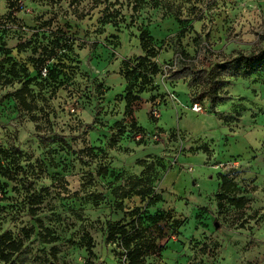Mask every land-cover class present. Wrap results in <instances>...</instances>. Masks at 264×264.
<instances>
[{
    "label": "rangeland",
    "instance_id": "obj_1",
    "mask_svg": "<svg viewBox=\"0 0 264 264\" xmlns=\"http://www.w3.org/2000/svg\"><path fill=\"white\" fill-rule=\"evenodd\" d=\"M144 1L134 9L137 0H0V72L4 64L2 74L14 64L20 71L12 84L0 73V143L25 153L23 166L35 177V191L49 189L38 219L59 238L46 243L37 229L21 264H125L104 232L108 220L123 223L126 212L136 208H146L149 216L165 214L172 225L169 230L165 223L156 228L146 222L165 250L145 264H264V69L233 78L225 88L227 99L213 109L201 102L202 112L190 108L198 86L166 76L176 44L195 55L197 35L227 56L250 53L260 38L264 43V0ZM108 13L112 23L102 24ZM176 15L189 22L181 24ZM57 30L72 38L73 46L48 63L56 67L55 78L45 82L33 67V46L49 43ZM143 31L153 38L158 55L152 62L161 72L130 110L127 94L136 95L141 80L126 79L124 70L146 56ZM85 41L96 45L92 53ZM30 42L32 48L20 47ZM24 69L38 106L32 115L14 98L27 81ZM138 134L154 138L137 140ZM86 148L94 149V156L79 154ZM35 162L43 165L38 177L29 168ZM232 163L238 165L224 168ZM100 167L108 168L98 179L107 195L97 203L100 191L88 175ZM225 173L248 200L245 211L218 208ZM131 177L151 179L161 202L148 207L132 195L124 213L115 211L113 191ZM27 195L24 183L0 174V237L36 227ZM85 234L94 241L92 256L81 242Z\"/></svg>",
    "mask_w": 264,
    "mask_h": 264
},
{
    "label": "trees",
    "instance_id": "obj_2",
    "mask_svg": "<svg viewBox=\"0 0 264 264\" xmlns=\"http://www.w3.org/2000/svg\"><path fill=\"white\" fill-rule=\"evenodd\" d=\"M72 1L75 3L80 0ZM216 1L204 0L205 4L208 5ZM137 2L134 9H136L138 4H142L145 1L137 0ZM197 18L196 20L201 19V17ZM177 19L181 24L189 22L187 20H181L179 15ZM100 21L105 25L112 23V13L104 14ZM185 30H182L181 34L185 33ZM50 37L51 41L47 44L42 43L33 46V43L30 42L20 45L24 50L32 48L33 46V55L36 56L32 58L33 67L39 76L44 75L46 77L45 82L55 78L56 67L55 69H51L48 63L52 59L57 58L60 52L69 51L73 46L72 38L68 37L63 31L57 30L51 32ZM261 40L262 38H260L256 47L248 54L237 51L235 54L227 56L219 55L210 45L203 42L201 35H197L195 41L198 43V47L196 48L195 55L187 53L183 47L176 44L173 62L166 68L167 79L172 82L184 80L188 81L190 85H197L199 91L197 95L191 97L192 103L208 101L213 109L217 104L227 99L225 88L231 85L233 78L248 76L264 69V43ZM140 41L146 56L138 57L134 60L135 63L132 66V63H127L124 70L126 79L136 76L137 79L141 80V87L138 93L135 95L132 91H129L127 94L126 103L127 108L130 110L135 102L140 101L139 96L145 91V86L153 83V77L161 72L159 66L152 62V59L157 57L158 52L151 46L153 38L148 31L141 33ZM86 43L90 48V53H92L96 45L89 42ZM7 54H11V51H7ZM10 61L11 59H8L7 62ZM1 68L3 71L6 70L5 64ZM3 71L0 73H4ZM23 72L25 73V79L27 81L24 82L23 88L14 95V98L23 112L32 115L38 108L32 87L33 79H30L28 69H24ZM2 76L7 84H12L16 78H20L18 66L14 64ZM133 126L135 127L134 123ZM61 140L64 142L65 139L61 138ZM42 141L44 143L47 142L44 139ZM82 152H86V154L88 152V154L94 156V149L92 148H86L84 151L79 152V154L82 155ZM24 160L25 153L19 147L12 145L6 148L0 143V174L10 181L22 182L27 186V199L33 205L29 207L30 216L36 224V227L24 228L19 234L7 231L0 237V263L2 264H21L19 259L26 252V244L32 240L37 229L40 230L39 236L44 242L50 244L59 241V238L54 232L43 221L38 219L40 206L44 203V196L49 195L50 191L49 189H42L40 192L35 191L33 187L35 177L32 179L29 178V172L23 166ZM42 166L39 162H35L29 168L33 169V173H36V177H38L40 174L39 171L43 170ZM107 175V167H100L96 173L88 175L90 176L89 183L94 184L100 191L96 196L97 203L98 201L103 202L107 195V190L98 179L99 177H106ZM220 180L221 183L216 195L218 208L222 210L227 205H230L239 211H245L248 208V200L240 193V189L230 179L229 173L221 175ZM62 186L64 189H67L66 185L62 184ZM126 186H128L127 189ZM132 195L138 196L142 202L146 201V206L148 207L161 202V197L155 193V189L151 186V179L131 177L125 186H121L119 189L113 191L115 199L113 205L114 210L124 213L125 200L130 199ZM2 210L0 207V212ZM145 210L136 208L133 211L126 212V216L129 219H126L123 223H117L111 220H108L106 223L104 232L105 242L109 245L116 246L120 252V256L125 260V264H145L149 256H154L165 250L164 247L158 245L156 238L152 236L151 229L146 225V222L156 228L161 227V223H165L166 228L169 230L172 229V225L165 214L149 216L145 213ZM81 242L85 244L89 255L92 256L94 241L90 235L85 234Z\"/></svg>",
    "mask_w": 264,
    "mask_h": 264
},
{
    "label": "built area",
    "instance_id": "obj_3",
    "mask_svg": "<svg viewBox=\"0 0 264 264\" xmlns=\"http://www.w3.org/2000/svg\"><path fill=\"white\" fill-rule=\"evenodd\" d=\"M159 104V103H158ZM191 110L194 111V112H202L203 111V107L200 103H194L191 107ZM159 110H153L152 111V114L155 116V117H159ZM137 140H141V139H145V138H151L153 139L154 136H150V135H144V134H139L136 136ZM234 165H238V163H232V165H228L227 167H224L226 168V170H230L233 168Z\"/></svg>",
    "mask_w": 264,
    "mask_h": 264
},
{
    "label": "crops",
    "instance_id": "obj_4",
    "mask_svg": "<svg viewBox=\"0 0 264 264\" xmlns=\"http://www.w3.org/2000/svg\"><path fill=\"white\" fill-rule=\"evenodd\" d=\"M179 102H181V103H185V101H182L181 99L179 100Z\"/></svg>",
    "mask_w": 264,
    "mask_h": 264
},
{
    "label": "water",
    "instance_id": "obj_5",
    "mask_svg": "<svg viewBox=\"0 0 264 264\" xmlns=\"http://www.w3.org/2000/svg\"><path fill=\"white\" fill-rule=\"evenodd\" d=\"M218 226H219L218 223H216V228H218Z\"/></svg>",
    "mask_w": 264,
    "mask_h": 264
}]
</instances>
